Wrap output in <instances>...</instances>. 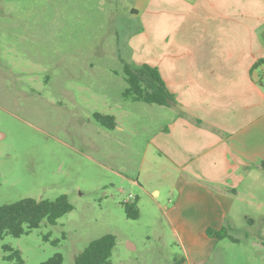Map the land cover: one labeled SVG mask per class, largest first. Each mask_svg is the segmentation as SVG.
<instances>
[{
    "label": "rangeland",
    "instance_id": "1",
    "mask_svg": "<svg viewBox=\"0 0 264 264\" xmlns=\"http://www.w3.org/2000/svg\"><path fill=\"white\" fill-rule=\"evenodd\" d=\"M230 4L248 12L231 11ZM64 5L0 0V205L61 194L72 204L55 224L5 234L0 264L9 263L4 244L26 264L56 253L61 264H74L91 240L107 233L115 236L111 264H264V166H239L224 188L185 179L157 147L172 109L123 96L124 63L170 67L163 53L175 12L154 2L140 30V19L122 22L121 5L109 22L92 4L71 11ZM261 23L264 35V0H224L230 34ZM256 69L264 87V72ZM100 116L113 117L114 127ZM220 189L227 211L210 218L205 197ZM135 200L134 219L123 203ZM208 224L229 226L235 240L207 237Z\"/></svg>",
    "mask_w": 264,
    "mask_h": 264
},
{
    "label": "crops",
    "instance_id": "2",
    "mask_svg": "<svg viewBox=\"0 0 264 264\" xmlns=\"http://www.w3.org/2000/svg\"><path fill=\"white\" fill-rule=\"evenodd\" d=\"M62 1L67 11L92 4L93 10L104 12L108 22L116 20L121 5L122 22L140 19V30L145 28L148 6L156 2L171 8L179 20L174 14L171 45L163 53L170 67L158 71L174 102L165 106L173 114L156 134L159 155L182 171L185 179H202L214 188H224L230 172L239 166L262 168L264 87L256 71L259 66L264 72V63H258L264 59L262 23L252 25L253 31L249 25L230 34L224 29V0ZM229 6L241 15L248 12L242 6ZM224 193L220 189L205 197L210 202V218L218 216L220 208L227 211L229 201ZM212 196H218L220 206Z\"/></svg>",
    "mask_w": 264,
    "mask_h": 264
},
{
    "label": "trees",
    "instance_id": "3",
    "mask_svg": "<svg viewBox=\"0 0 264 264\" xmlns=\"http://www.w3.org/2000/svg\"><path fill=\"white\" fill-rule=\"evenodd\" d=\"M258 63H264V59ZM126 88L124 97L131 96L135 101L148 104L169 106L174 102L173 94L167 89L165 83L156 67L147 64L135 66L124 63L123 66ZM98 119L107 127L115 125L113 117L100 116ZM264 165V164H263ZM136 199V198H135ZM127 217L137 218L139 210L136 200L123 203ZM72 210V204L66 194H61L54 199H36L32 197L20 198L14 202L0 205V240L5 234L20 236L33 228L38 227L42 221L55 224L56 220L65 213ZM229 226L219 229L207 227L205 233L214 239L235 238L228 233ZM264 239V234H263ZM115 246V236L107 233L91 240L84 249L74 258V264H111V254ZM3 249L8 252L5 258L8 264H26L19 250L4 244ZM62 256L56 253L39 264H61Z\"/></svg>",
    "mask_w": 264,
    "mask_h": 264
},
{
    "label": "built area",
    "instance_id": "4",
    "mask_svg": "<svg viewBox=\"0 0 264 264\" xmlns=\"http://www.w3.org/2000/svg\"><path fill=\"white\" fill-rule=\"evenodd\" d=\"M263 77H264V75H263ZM130 198H131V200H132V199H135L134 197H130Z\"/></svg>",
    "mask_w": 264,
    "mask_h": 264
}]
</instances>
